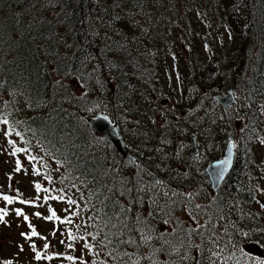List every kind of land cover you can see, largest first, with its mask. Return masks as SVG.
<instances>
[{"label": "trees", "instance_id": "16d2710c", "mask_svg": "<svg viewBox=\"0 0 264 264\" xmlns=\"http://www.w3.org/2000/svg\"><path fill=\"white\" fill-rule=\"evenodd\" d=\"M163 1L171 4L0 0V119L10 112L8 124H16L30 155L24 173H39L47 159L60 167L59 185L92 225L83 234L88 253L103 264H261L264 225L252 210V150L253 140L264 135V0H177L186 39L172 65L158 59V52L149 54L152 47L149 55H135L134 43L141 41V48L155 33L150 18L155 20ZM172 70L177 85L168 99H175V108L168 109L166 134L176 129L181 136L176 114L197 103L208 102L209 116L222 117L229 108L213 96L227 89L239 96L245 128L217 192L203 181L184 195L175 186L173 154L149 135L153 108L146 109L134 77L162 83L163 73ZM19 104L27 115L21 120ZM100 113L125 131L121 116L134 122L126 143L135 150V163L89 129L87 120ZM147 135L144 141L135 138ZM6 261L22 264L15 257Z\"/></svg>", "mask_w": 264, "mask_h": 264}, {"label": "rangeland", "instance_id": "374dc122", "mask_svg": "<svg viewBox=\"0 0 264 264\" xmlns=\"http://www.w3.org/2000/svg\"><path fill=\"white\" fill-rule=\"evenodd\" d=\"M169 1L171 4L165 1L159 4L154 13V17H156L154 21L150 18L155 33L145 38V46L139 48L141 43L139 41L134 43V47L135 55H147L152 47L154 50L149 54L158 52V59L160 58L161 61L169 59L166 61L172 65L175 56L180 54L182 43L186 37L183 35L184 22L180 19L181 14L174 8L177 0ZM204 59L207 60V55L204 56ZM162 70L165 71L164 68ZM107 74L102 73L100 76L103 79L104 75L108 79ZM166 74L163 73L164 81L162 83L149 82L147 76L146 78L136 76L134 81L139 87L134 88L140 94H145L143 99L146 109L147 107L153 108L154 114H152L150 122L147 123L149 135L161 143V148L164 146L165 150L173 154L174 157H171L170 164L174 165L173 170H177L175 173L178 175V180H175L178 182L175 186L188 196L197 189L196 186L195 189L189 190V186L192 184L201 185V182L205 181L209 185L205 167L222 158L226 147V144L222 142L226 140V137L231 138L236 149L239 147V139L244 131L245 123L240 111L239 96L232 89L236 103L227 110L224 116L210 117L208 114L209 103L207 102L206 105L197 103L193 109L189 108V112L187 111L184 116L181 112V115L176 114L181 125L175 127L182 132V135L179 136L176 129L173 134L169 132L166 134V131H169V124L165 119L168 118L169 110L175 108V99L167 101L164 105L162 101L169 98L172 84L174 87L177 85L174 70L168 73L169 75L166 76ZM105 94L108 99L110 92L106 91ZM16 113L20 117L19 120L22 119L21 117L27 116L21 104L17 105ZM2 115L3 117L0 119V261L5 262L7 258L15 257L22 264H103L101 258L88 253L90 241L85 242L83 234L91 231L92 225L87 222V214L85 210H82V205L73 198L74 196H70L66 189L62 190L59 185L57 177L62 173L60 167L52 160L47 159L39 165V173L32 176L24 173L22 170L28 166L30 155L18 134L16 124H8L10 112L2 113ZM121 122L126 126L134 124L131 119H124L123 116H121ZM185 124H190L189 129L184 126ZM191 124H193V130H191ZM129 134L133 136V133L123 130L125 142H127ZM189 136H197L199 153L189 154V151L192 150L191 145L187 142ZM135 138L144 141L148 135L145 137L135 136ZM262 141H264V135H259L253 140L255 143L252 150L253 182L256 183L257 201L252 210L260 216L258 221L264 225V206L260 203L262 202L264 205V143ZM186 174L191 180L186 181ZM36 185H39V188ZM202 188L204 191L207 189L206 185ZM46 196V200L40 201V198ZM5 197L9 199L6 200ZM17 210L20 211V215H17ZM53 212L55 216L48 219L47 217L51 216ZM181 217H186L184 212H181ZM34 232L35 235H33ZM22 233L23 235H21ZM48 248L49 251L51 250L50 253ZM102 256L105 260L104 255Z\"/></svg>", "mask_w": 264, "mask_h": 264}, {"label": "water", "instance_id": "95a60500", "mask_svg": "<svg viewBox=\"0 0 264 264\" xmlns=\"http://www.w3.org/2000/svg\"><path fill=\"white\" fill-rule=\"evenodd\" d=\"M91 3L94 0H84ZM215 70L212 69L210 74H214ZM214 102L219 104L223 109H227L236 102V98L232 90H225L223 95L213 96ZM89 129L99 138L104 139L111 143L116 152L123 158L130 161H135V158L130 154L123 139L120 136V132L117 126L111 122V120L103 114H97L94 117L87 120ZM193 142V140H191ZM195 153L193 148L190 155ZM233 166V147L231 144L226 146L224 155L220 160L214 161L206 166L205 172L210 182V187L213 192H217L221 187L223 181L228 175Z\"/></svg>", "mask_w": 264, "mask_h": 264}, {"label": "flooded vegetation", "instance_id": "af4514ba", "mask_svg": "<svg viewBox=\"0 0 264 264\" xmlns=\"http://www.w3.org/2000/svg\"><path fill=\"white\" fill-rule=\"evenodd\" d=\"M167 101L169 102L170 101V99H168V100H164V101H162V104L164 105L165 103H167ZM183 115V114H182ZM116 126H117V128H118V130L120 131V134H121V136H122V138H123V130L121 129L122 128V126L120 125V123L118 124L117 122H113ZM133 130H135V128H133V126H127V129H126V131L128 132V133H134V131ZM130 135V134H129ZM197 137V136H196ZM195 136H189V138L187 139V142L191 145V147H192V149L194 148L195 149V153L194 154H197V153H199L200 152V150H199V148H197V138H196ZM191 140H193V142H191ZM225 144H226V146L228 145V144H231L232 146H233V149H234V157H236V147L234 146V143L231 141V138H229V136L228 137H226V142H225ZM127 146H128V149L130 150V152L135 156V154H134V148L132 147V145L131 144H127ZM226 148V147H225ZM133 149V150H132ZM192 151V150H191ZM191 151H189V154H190V152ZM193 154V155H194ZM119 156V155H118ZM136 157V156H135ZM214 162V161H213ZM261 203V205H263L262 204V202H260Z\"/></svg>", "mask_w": 264, "mask_h": 264}, {"label": "snow or ice", "instance_id": "6c2138e0", "mask_svg": "<svg viewBox=\"0 0 264 264\" xmlns=\"http://www.w3.org/2000/svg\"><path fill=\"white\" fill-rule=\"evenodd\" d=\"M262 143H264V141H262ZM37 188H39V185H36ZM5 199H9L8 197H5ZM25 203H27V201H25ZM264 206V205H262ZM20 211L17 210V215H20ZM36 215H39V213H36ZM55 216V213L53 212L51 216L47 217L48 219H52ZM25 219H27V217H25ZM36 233L34 232L33 235H35ZM23 235V233L21 234ZM47 247V246H46ZM87 247V245H86ZM37 258H39V255H37ZM69 259H71V257H69ZM4 264H11V261H5ZM261 264H264V261H261Z\"/></svg>", "mask_w": 264, "mask_h": 264}, {"label": "bare ground", "instance_id": "6f19581e", "mask_svg": "<svg viewBox=\"0 0 264 264\" xmlns=\"http://www.w3.org/2000/svg\"><path fill=\"white\" fill-rule=\"evenodd\" d=\"M141 81H142V80H141ZM142 83H143V82H142ZM142 83H141V84H142ZM146 86H147V85H146ZM227 90H230V89H227ZM213 101H214V100H213ZM215 103H216V102H215ZM21 118H24V117H21ZM132 150H133V149H132ZM178 156L180 157V154H179ZM127 164H128V163H127ZM130 164H131V163H130ZM144 165H145V164H144ZM127 167H128V165H127ZM129 168H130V167H129ZM130 171H131V170H130ZM145 193H146V192H145ZM145 193H144V194H145ZM154 198H155V197H154Z\"/></svg>", "mask_w": 264, "mask_h": 264}]
</instances>
